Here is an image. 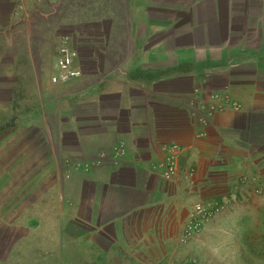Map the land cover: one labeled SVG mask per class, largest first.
Wrapping results in <instances>:
<instances>
[{
    "label": "crops",
    "instance_id": "crops-1",
    "mask_svg": "<svg viewBox=\"0 0 264 264\" xmlns=\"http://www.w3.org/2000/svg\"><path fill=\"white\" fill-rule=\"evenodd\" d=\"M62 1L0 0V115L15 118L0 144L6 157L27 163L33 135L50 165L35 177L0 173V194L8 196L0 205V264H177L193 255L209 264L241 256L233 237L242 236L264 251V0H255V16L250 5L238 13L232 0H189L161 27L158 0H131L136 41L127 56L103 73L105 63L90 55L83 76L57 84L66 91L43 105L36 75L20 92L17 83L27 81L11 44L18 24L27 35L31 19L59 17L54 5ZM200 86L201 98L228 94L240 106L199 124L186 106ZM29 93L39 108L16 105ZM169 159L175 170L165 180ZM195 201L216 202L220 211L183 244Z\"/></svg>",
    "mask_w": 264,
    "mask_h": 264
},
{
    "label": "rangeland",
    "instance_id": "rangeland-1",
    "mask_svg": "<svg viewBox=\"0 0 264 264\" xmlns=\"http://www.w3.org/2000/svg\"><path fill=\"white\" fill-rule=\"evenodd\" d=\"M187 2H189V0H158L156 6L153 7L156 16V25L161 27L168 21L169 16L181 15L185 10ZM232 2L237 5L236 10L238 13L242 12L243 8L248 5H250L254 16L258 10H260V5L255 0L250 1L251 3L248 0H232ZM130 5L131 0H71L70 2L64 0L54 5L59 17H35L31 19L28 26H26L28 29L27 35L21 34L24 25L18 24L15 35H13L11 46L12 53L18 54L21 58L18 62V68L19 71L24 73V78H26L27 81L17 83V85L21 86L20 92L22 93V91L25 92L26 90L32 89V85H34V81L32 82V79H34L33 75L37 76L38 85L43 92L45 99V101L42 102L43 105L50 98L56 99L55 96L66 91V89L59 90L57 86L60 85H55L50 82V76L54 72L55 49L63 39H65L69 45L75 47L78 60L82 65L84 64L85 68L89 67L87 58L91 55L96 58L100 65L105 63L104 66L101 68L99 67L102 69L103 73L111 69L118 62L117 58L121 59L127 56V53L131 50L136 41L129 32V27L132 22L130 18ZM262 7H264V4L261 8ZM195 12L198 11L195 10ZM195 12L193 16H195ZM189 16H192V14L190 13ZM196 21L198 22L197 19L193 18L188 22ZM139 30L142 31L143 27H140ZM165 36L164 33L158 34L155 40H158L159 43L160 39ZM160 42H165V39ZM25 51L29 53L26 54ZM198 90L200 92L202 91L201 86L200 88L198 87ZM23 99V103L22 97L17 101L18 104L16 105L18 107H40L37 95L29 93L28 96L26 95ZM48 112L47 122L52 124L54 121L52 116L53 111L50 109ZM36 121L37 117L35 118L34 115L32 122L35 124ZM6 123L9 127L13 126L15 124V118L4 122V117L0 115V129L3 128L0 130V135L4 133ZM14 144L13 148L17 147V152H19L21 149L20 139L16 140ZM25 145H28L26 149H28L29 152L26 156L29 161L27 163H21V157H19V160H15L14 157H6L5 152L7 147L0 144V173H19L23 170L27 171L30 177H35L38 174L50 170V165L45 162V151L42 150L38 138L29 134ZM66 146L70 147L72 145L68 143ZM36 152L40 154V159L38 161L31 160L35 157L34 155ZM16 156H20V152ZM68 163V159L63 157L61 163L62 171L68 169ZM31 182L32 181L29 180V183ZM4 183L5 179L1 176V188H3ZM15 186H20V184H15ZM5 197L8 198V196L0 194V205H3ZM14 198L15 196H13V203H15ZM233 240L236 242V249L240 252L241 256H237L236 259L233 257H230V259H222L220 257L217 259L209 258V264H264V259L260 258L261 254L264 253L262 243H253L250 240V236L248 238L242 236L237 241L235 237H233ZM231 251L233 250L231 249ZM230 253L233 254V252ZM195 257L196 255H193L187 258L186 261L183 257L181 261L178 259L177 264H197ZM233 261L235 262L233 263Z\"/></svg>",
    "mask_w": 264,
    "mask_h": 264
},
{
    "label": "built area",
    "instance_id": "built-area-1",
    "mask_svg": "<svg viewBox=\"0 0 264 264\" xmlns=\"http://www.w3.org/2000/svg\"><path fill=\"white\" fill-rule=\"evenodd\" d=\"M83 65L78 60L77 50L72 45L63 39L55 49L54 72L50 76L52 84H63L78 79L83 76ZM189 97L187 109L191 112V117L197 120L199 124H205L215 112H220L226 107L237 108L236 103L229 95L217 94V92H209L205 98H201V92L196 88ZM203 93V92H202ZM206 95V94H205ZM204 135L200 132V136ZM176 146L173 145L167 148V151H176ZM165 149V148H164ZM161 176L165 180H170L174 175L175 164L172 159L161 165ZM220 211L219 205L212 201H195L191 205V210L188 212L183 221L180 241L186 243L191 238L199 234L203 226L212 217Z\"/></svg>",
    "mask_w": 264,
    "mask_h": 264
}]
</instances>
